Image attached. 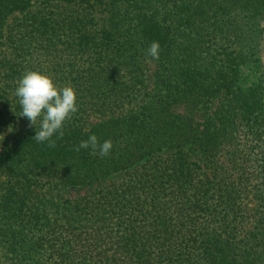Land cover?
<instances>
[{
    "label": "trees",
    "instance_id": "obj_1",
    "mask_svg": "<svg viewBox=\"0 0 264 264\" xmlns=\"http://www.w3.org/2000/svg\"><path fill=\"white\" fill-rule=\"evenodd\" d=\"M32 1L0 0V125L27 124L0 153V264H264V209L246 229L242 176L221 154L228 128L192 121L214 95L242 94L238 65L202 64L199 43L224 31L233 9L263 14L264 0H57L29 10ZM153 41L158 60L147 55ZM28 70L77 93L55 148L32 138L39 120L20 116L15 89ZM142 88L151 98L121 113ZM89 111L112 114L87 126ZM92 134L112 141L108 156L74 150ZM195 147L202 161L190 157ZM92 183L87 194L58 192ZM256 196L264 202V190Z\"/></svg>",
    "mask_w": 264,
    "mask_h": 264
},
{
    "label": "rangeland",
    "instance_id": "obj_2",
    "mask_svg": "<svg viewBox=\"0 0 264 264\" xmlns=\"http://www.w3.org/2000/svg\"><path fill=\"white\" fill-rule=\"evenodd\" d=\"M57 4V0H33L29 10H35L42 5L56 7ZM13 17L14 15L10 20ZM226 18L228 19L224 31L212 30L205 38L203 35L205 42L199 43L201 50H204V58L201 60H204L202 64H211L209 67L213 68L218 64H228L230 67L237 64L240 76L235 89L242 91V94L233 96L221 92L214 95L208 103V108L204 109L208 112L199 110L192 116V121L202 129H207L211 124L222 129L228 128V136L221 151L222 159L226 162L229 173L242 176V185L245 186L246 192L244 201L252 215L246 224V229H249L255 222L253 214L264 209V202L256 196V193L264 190V121L260 118L261 110L264 115V13L237 8ZM213 19V23L217 22V18ZM259 85L263 86V93L257 102L254 92ZM151 94L146 88H142L120 112L139 111L140 105L149 100ZM110 112L112 111L100 116L97 115L98 112L89 111L87 126L106 119L112 114ZM176 112L184 114L181 107H178ZM115 113L119 114L118 111ZM26 125L23 120L0 125V153L10 145L18 133L25 131ZM172 151L174 150L165 149L159 152V155ZM189 152L191 158L203 160L199 148L195 147V150L191 149ZM124 174V171L118 172L106 180H120ZM96 185L97 183H92L86 187H66L58 192L69 198L76 194L90 193Z\"/></svg>",
    "mask_w": 264,
    "mask_h": 264
},
{
    "label": "clouds",
    "instance_id": "obj_3",
    "mask_svg": "<svg viewBox=\"0 0 264 264\" xmlns=\"http://www.w3.org/2000/svg\"><path fill=\"white\" fill-rule=\"evenodd\" d=\"M147 55L153 60H158L160 44L158 41L151 42L147 49ZM21 107L20 116L29 121V126H35L39 120V130L32 137L38 143L48 142L49 148L56 147V140L64 135V124L78 111L77 93L72 86L58 87L54 80L36 70H28L22 74L15 89ZM113 147L111 140L102 143L95 134L86 140L80 141L75 151L91 149L93 154L101 157L108 156Z\"/></svg>",
    "mask_w": 264,
    "mask_h": 264
}]
</instances>
